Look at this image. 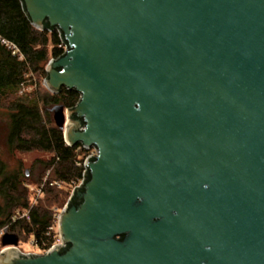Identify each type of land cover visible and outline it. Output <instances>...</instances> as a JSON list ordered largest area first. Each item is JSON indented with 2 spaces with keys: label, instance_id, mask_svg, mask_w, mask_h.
I'll list each match as a JSON object with an SVG mask.
<instances>
[{
  "label": "water",
  "instance_id": "1",
  "mask_svg": "<svg viewBox=\"0 0 264 264\" xmlns=\"http://www.w3.org/2000/svg\"><path fill=\"white\" fill-rule=\"evenodd\" d=\"M22 2L67 46L46 87L80 94L55 124L97 155L62 243L23 253L7 232L0 264H166L179 222L182 264H264V0Z\"/></svg>",
  "mask_w": 264,
  "mask_h": 264
},
{
  "label": "trees",
  "instance_id": "2",
  "mask_svg": "<svg viewBox=\"0 0 264 264\" xmlns=\"http://www.w3.org/2000/svg\"><path fill=\"white\" fill-rule=\"evenodd\" d=\"M60 44L58 30L32 25L22 0H0V107L6 106L10 113L7 143L11 151L39 150L51 155L33 163L32 169L35 164L42 165L39 177L32 181L36 185L42 182L47 171H50V180L68 184L82 175V168L76 166L77 146L65 143L52 111L57 104L74 107L80 94L65 87L56 94H41L39 89L20 93L30 74L47 76L49 60L63 53ZM26 173L22 166L9 171L0 164V228L8 225V233L15 234L19 240L32 236L40 240L52 224L55 208H63L67 202L62 195L65 193L67 197L69 193L48 184L45 197L32 207ZM55 204L59 205L54 207ZM18 209H30L31 219L13 222L12 216Z\"/></svg>",
  "mask_w": 264,
  "mask_h": 264
},
{
  "label": "built area",
  "instance_id": "3",
  "mask_svg": "<svg viewBox=\"0 0 264 264\" xmlns=\"http://www.w3.org/2000/svg\"><path fill=\"white\" fill-rule=\"evenodd\" d=\"M61 38V35H60ZM61 47H63V53L67 49L66 44L63 42L61 38ZM16 51H14L15 54ZM62 53V54H63ZM66 143V142H65ZM67 144V143H66ZM76 154H77V160H76V166L79 168H82V175L78 179L72 181L71 183H66L62 180H50L49 179V174L50 171H47L46 175L44 176L42 182L38 185L33 186L32 185V198H31V206H36L39 201L43 198V194L45 192V187L49 184L50 186L53 187H58V188H64L65 185H68L72 188V191L69 195V197L72 195L73 191L80 187L85 179V174L87 171V166L86 163L89 159V157L93 155H97V149L95 147H91L89 149H86L83 147L81 144L77 145L76 147ZM27 188L29 186L26 184ZM69 199V198H68ZM62 210V209H61ZM61 210L56 211L54 214V218L52 221V224L48 226L46 232H45V237L41 238L38 240L36 237L32 236L30 239V244L32 246V250L24 251L20 248V240L18 241V245L16 246L18 249H20L23 253H32V254H40V253H45L55 247L56 245H59L62 243L60 235H59V230H58V219H59V214ZM21 219H26L30 220L31 219V210L30 209H18L12 216V221L16 222ZM8 232V225H5L0 228V243H2V239L4 235ZM9 245H4L3 243L0 244V251L5 250L8 248Z\"/></svg>",
  "mask_w": 264,
  "mask_h": 264
},
{
  "label": "rangeland",
  "instance_id": "4",
  "mask_svg": "<svg viewBox=\"0 0 264 264\" xmlns=\"http://www.w3.org/2000/svg\"><path fill=\"white\" fill-rule=\"evenodd\" d=\"M45 78L43 76L38 77L34 76L32 74L29 75L27 82L22 86L20 93H32L36 89H39L41 94H49L52 93L49 91V89L46 87ZM9 126H10V113L9 110L6 108V106L0 107V164H3L6 170L13 171L22 166L24 171H27V185L29 186V194L32 198V185L35 186L36 184L32 183L34 179L39 177V173L41 171V163L35 164V167L32 169L33 163L38 159H48L50 158V154L35 150L31 152H20V151H11L9 148V145L7 143V138L9 134ZM1 180V177H0ZM57 189H61L56 187ZM61 190H64L65 192H68L69 194L67 197L62 195L64 198H69V195L72 191V188L68 185H65L64 188ZM43 197H45V192L43 194ZM59 204L53 205L58 206ZM56 211L61 210L62 208H55ZM31 237L28 239L21 238L20 240V248L24 251L32 250V246L29 243ZM1 242V241H0ZM2 244V243H0Z\"/></svg>",
  "mask_w": 264,
  "mask_h": 264
},
{
  "label": "flooded vegetation",
  "instance_id": "5",
  "mask_svg": "<svg viewBox=\"0 0 264 264\" xmlns=\"http://www.w3.org/2000/svg\"><path fill=\"white\" fill-rule=\"evenodd\" d=\"M180 214L177 213L178 216ZM189 237L190 229H187L184 223L179 222L175 226L173 237L168 236L167 243L161 247L160 259L166 264H182L183 257L190 253L191 240Z\"/></svg>",
  "mask_w": 264,
  "mask_h": 264
}]
</instances>
